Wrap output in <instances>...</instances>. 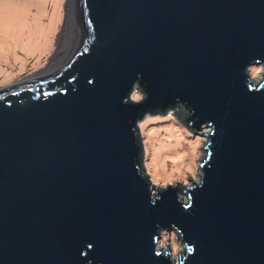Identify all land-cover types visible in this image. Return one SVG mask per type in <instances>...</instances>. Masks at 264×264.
Wrapping results in <instances>:
<instances>
[{"label":"water","instance_id":"obj_1","mask_svg":"<svg viewBox=\"0 0 264 264\" xmlns=\"http://www.w3.org/2000/svg\"><path fill=\"white\" fill-rule=\"evenodd\" d=\"M74 2L64 62L0 87V264H264V0ZM181 139L200 180L159 188Z\"/></svg>","mask_w":264,"mask_h":264},{"label":"rangeland","instance_id":"obj_2","mask_svg":"<svg viewBox=\"0 0 264 264\" xmlns=\"http://www.w3.org/2000/svg\"><path fill=\"white\" fill-rule=\"evenodd\" d=\"M24 0H0V7L10 8L13 6L14 2H23ZM26 1V0H25ZM28 1V0H27ZM49 3V5H55V1ZM57 2L59 7L58 16H53L54 12L52 8L51 10H46V15L42 18L43 23L48 27V32L50 34L49 41L43 50L36 51L33 55H29L28 58L23 62H11L3 61L1 62V70H0V87L11 84L15 81L24 79L29 76H33L36 73L41 72L42 70H46V68H50L56 66V58L59 56H63V49L60 48V44H62L61 40L63 34L66 33V29L68 27V21L70 20V0H58ZM36 6V5H35ZM35 6H33V11L30 13L31 15H35L36 11H34ZM6 11V10H4ZM40 15V14H39ZM56 20L54 21V19ZM34 22H37L34 17L31 19ZM46 32V31H45ZM7 43H5L6 45ZM72 49V48H71ZM186 143V147L180 146L178 150L183 154L181 158L182 161L179 167L172 166L171 160H175L176 151L174 150V146H170V149L167 147H163L161 151H163V158L168 159V163L166 169L170 171L171 169H175V173L169 175L167 177L160 176L159 188L166 187L168 184L173 183L174 185L182 186L192 183L193 180L199 181L202 169L200 166L201 161L206 157L204 151H202L196 144L193 142L183 139ZM192 143V144H191ZM190 145V148L188 147ZM188 147V148H187ZM192 147H195L192 149ZM168 154V155H167ZM167 155V156H166ZM171 174V173H168ZM170 244L172 254L173 255H183V249H185L184 244L181 238L178 236L176 231H166L162 233V236L159 240V245L166 246V244Z\"/></svg>","mask_w":264,"mask_h":264},{"label":"bare ground","instance_id":"obj_3","mask_svg":"<svg viewBox=\"0 0 264 264\" xmlns=\"http://www.w3.org/2000/svg\"><path fill=\"white\" fill-rule=\"evenodd\" d=\"M55 5L53 3V6L49 5V3L53 2L52 0H24L23 2H14L13 6L9 9L6 7H0V63L3 61L6 62H20L23 63L29 55H33L38 50H43L45 46L47 45L49 41L50 34L48 32V27L50 26L51 22L48 26L45 27L43 23V16L46 15V10H51L52 8L54 14L53 16H58V13H60L59 7L57 2L58 0H54ZM36 5V6H35ZM33 6H35L34 11H36L35 15H31L33 11ZM50 7V8H49ZM75 2L74 0H70V21H68V27L66 29V33L63 34L62 37V44H60V48H64V54L68 52L67 50H70L69 46L75 39L74 34V28H75V18L73 16V13L75 12ZM6 10V11H4ZM73 12V13H72ZM40 14V15H39ZM72 14V16H71ZM34 17V19L37 22H34V20H31ZM56 18L54 19V21ZM46 31V32H45ZM5 43H7L5 45ZM66 51V52H65ZM70 52V51H69ZM69 52L63 56L56 58L55 63L56 66L60 63L62 60V63L64 62V59H66L69 55ZM62 58V59H61ZM58 60V61H57ZM54 63V64H55ZM56 66L53 67V65L50 68H46V70H42L37 75L49 72L50 70L56 69ZM1 67V64H0ZM1 70V68H0ZM186 145V143L181 140H177L174 142L166 143L163 145H160L161 150L163 147H167V149H170V146H174V150L176 151V158H173L175 160H171L172 166H177L181 164L183 157V154L180 153L179 147ZM192 144V143H191ZM184 145V146H185ZM186 147V146H185ZM190 148V145L188 146ZM187 147V148H188ZM195 147H192L194 149ZM163 154V151H162ZM168 155V154H167ZM166 155V156H167ZM168 159L164 158V163L162 167L161 174L164 177H167L169 175H172L175 173V169H171L168 171L166 169ZM171 173V174H168Z\"/></svg>","mask_w":264,"mask_h":264}]
</instances>
